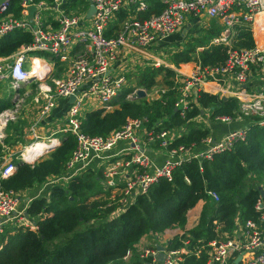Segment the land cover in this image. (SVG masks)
<instances>
[{"label":"built area","instance_id":"2783aa9c","mask_svg":"<svg viewBox=\"0 0 264 264\" xmlns=\"http://www.w3.org/2000/svg\"><path fill=\"white\" fill-rule=\"evenodd\" d=\"M88 1L92 3L93 11L90 17L83 18L78 14L65 13L61 8L65 0H18L17 15L7 11L9 0H0V37L12 29L30 34L29 42L21 43L7 55H0V83L5 82L12 99H16L13 109L16 110L22 97L28 93L19 92V86L27 80L34 83L32 99L38 104L36 121L50 111L59 99L68 100V96L72 95L57 132H68L75 141L59 173L49 175L22 190L0 188V234L4 229L18 227L35 230L36 218L26 212L30 200L39 195L47 196L49 186L66 185L70 178L88 168L100 172L103 190L115 185L116 176L122 179L116 193L119 195V205L114 210L119 211L158 177H169L171 170L182 159L210 157L212 153L230 149L235 139L244 136V125L212 136V122H228L242 115L255 114L259 116L256 123L264 124V82L251 93L245 92L243 86L252 70L264 71V45L254 43L247 48L228 47L225 59L220 64L200 65L198 60L190 61L191 66L186 72H179L172 67L177 82V96L173 104L181 109L194 101V95L207 81L225 83L232 80L243 86L229 94L238 100V109L233 117L217 115L210 119L207 109L192 117L195 122L210 128L202 141L205 144L203 149L197 150V145L182 144L167 148L175 132L166 129L153 132L146 128L144 117L126 118L120 128L103 136L82 133L79 120L84 110L110 109L113 100L126 86L127 66L122 56L127 55V60L134 64H163V59L153 54L157 44L160 45V41L178 30L188 16L204 14L219 18L224 25L220 39L230 37L233 26L240 22L256 26L264 32V0H156L161 4L160 10L144 17H138L136 13L147 6V0ZM29 5L34 6L30 18L27 16ZM123 9L132 13L115 23L116 28L111 30L112 22ZM260 14L261 19L255 20V16ZM220 39L219 36L213 37L211 42ZM153 46H156L155 50ZM33 50L44 51L46 56L30 54L29 51ZM142 55L149 58L142 59ZM52 57L67 63L65 72L57 77L46 75L39 80L34 74L45 68L50 70ZM36 59H40L41 63L34 62ZM137 88L142 87L132 88L124 97L131 96ZM35 139L37 137H31L27 143ZM46 139H51L49 143L52 145L59 143L58 136ZM156 140L157 146L165 150V156L159 164L152 162L143 149L146 142L152 144ZM24 145H19L17 153V149L7 150L1 155L0 178L14 171L15 161L31 163L42 153L36 151L31 156L25 155ZM116 147L117 151L113 152L112 149ZM116 154H120L118 161L112 158ZM259 186L264 191V182ZM206 192L216 198L214 191ZM114 193L108 194L107 198L112 199ZM254 209L258 212L257 221L246 220L243 225L237 223L224 240L207 243L204 249L205 264H264V195L259 193ZM155 252L156 249L151 246H142L137 249V258L143 264H151ZM184 252L196 254L198 250H164L162 264H181ZM127 255H130V249L123 256Z\"/></svg>","mask_w":264,"mask_h":264},{"label":"trees","instance_id":"16d2710c","mask_svg":"<svg viewBox=\"0 0 264 264\" xmlns=\"http://www.w3.org/2000/svg\"><path fill=\"white\" fill-rule=\"evenodd\" d=\"M160 8L158 1L147 0V6L136 14L144 17ZM123 15L124 11L120 10L111 30ZM219 30L212 26L202 28L180 47L170 50L167 60L174 65L196 60L200 65H215L224 61L228 47L254 45L250 26L245 22L233 26L229 45L210 41ZM29 41V32L12 29L0 37V55H7ZM197 45H202L198 53L194 50ZM29 53L46 56L40 50ZM51 62L57 76L64 67L56 57ZM134 73L133 83L143 87L146 94L126 98L129 84L126 85L110 109L96 108L83 113L79 120L82 133L103 136L120 128L126 118L144 117L146 128L153 132L159 129L175 132L167 148L198 145L210 128L195 122L194 115L207 109L209 118L213 119L217 115L233 117L237 112L236 97H223L202 89L185 108L175 107V72L162 64H146ZM158 75L163 78L164 89L151 96L149 92L154 89ZM3 99L0 98V108L11 105ZM242 117L244 136L235 139L230 149L212 153L210 157L182 159L169 177H158L119 211H114L119 205V195L107 198L110 187L103 190L100 172L91 168L70 178L66 185L49 186L47 196L32 198L26 207V212L36 218L35 230L18 227L1 232L0 264H121L126 250L147 233H161L165 250H198L196 254L182 253L181 264H205L204 249L209 241L224 240L237 223L258 220L254 203L259 196V185L264 182V124L256 123L259 116L255 114ZM21 122L17 117L6 122L0 155L10 144L27 142L21 137ZM58 133L59 143L51 145L44 155L41 153L31 163L15 161L14 171L0 178V188L22 190L59 173L75 141L68 132ZM152 144L157 146V140ZM207 190L214 191L216 198Z\"/></svg>","mask_w":264,"mask_h":264},{"label":"crops","instance_id":"0c3cea01","mask_svg":"<svg viewBox=\"0 0 264 264\" xmlns=\"http://www.w3.org/2000/svg\"><path fill=\"white\" fill-rule=\"evenodd\" d=\"M9 1L10 2H9V6H8L7 11L9 13L17 15L19 13L18 0H9ZM75 2H76V6L74 5ZM89 4H90V2L88 0H65V2L61 5V8H63L65 13H74V14L81 15L83 18H88V17H90V14L92 13L91 12L89 14V16H86V13H87L88 8H89ZM15 9H16V11H15ZM123 11H124V15H123L124 17H127L128 15H130L132 13L130 10L125 11L123 9ZM202 15H204V14H200V15H197L195 17L188 16L185 19L184 23L180 26V28H178V30L169 34L164 40L160 41V45L164 42L171 44V42L180 41L181 39H182V43H183L186 39H188V36L190 35L191 32L200 31L202 28H204V27L206 28V26H212L214 29H221V30H219L220 32L223 31L224 26H223L222 21L219 18L208 17L206 15L202 16ZM203 17H206L207 18V19L205 18L206 20L217 19V20H219L218 21L219 23H216V22L210 20V23L208 21L206 24H202V22H200V20H202ZM196 19H198V23L194 22ZM260 19H261V14L255 16V20L258 21ZM52 23H55V22L52 21ZM192 28L195 31H191ZM189 30L191 32H188ZM263 36L264 35H261V38L259 37V39H262ZM259 45H264V41H261V43ZM157 46H159V43L157 44ZM155 49H156V46L154 47V50ZM152 52H153V50H152ZM143 55L141 56L142 59H148L149 58V57L143 56ZM39 57H43V56H39ZM122 59H124L123 63L127 66V74H126L127 84L126 85L129 84V90L128 91H130L134 87H140V86H137L133 83V81L136 79V73H134V72L136 71L135 70L136 68L137 69L141 68L146 64L143 62L136 63V64H134L133 62H129L127 60V55H123ZM59 62L64 67L61 71H59V74L61 76V75H63V73L66 70L67 63H65L63 61H59ZM163 62L165 63V65L169 66L171 69L174 68V69L178 70L179 72L189 71V68L191 66L190 61L189 62H180L177 65H174L172 63H167L164 60H163ZM132 69H134L135 71L133 73H128V72H130L129 70H132ZM46 75H48V77H57V76H54V74H53L52 65H51V69L48 70V72H46L45 76ZM133 76H134V79L132 80ZM263 82H264V71L257 72L255 70H252L250 72V75H248V77H247V79L243 85L245 88V92L251 93L255 89H259L260 84H263ZM2 83H5V82H1L0 84H2ZM2 85H0L1 86L0 87V98H4L3 99L4 101L9 100L11 102V105L10 106L9 105L2 106L0 108V137H4L6 134L4 131L5 126H2L1 122L4 121L3 125H6L7 121L14 120L16 117L22 120V122L20 124V125H22V136L21 137H24V138L27 137V139L25 138L27 142L29 141V139H31V137H44L45 135H46V137H53V136H57L59 134L57 132V129H58L57 127L60 123H63V113L65 111V106L68 103L67 99H63V98L59 99L57 101L56 105L50 111H48L41 118H39L38 121H36L35 119L38 118L37 117V105L38 104L36 102H34L32 99V96L34 93V83L27 80V81H24L19 86L20 87V89H19L20 93H22V92H28V93L22 97V100L18 103L19 105L16 108V110L13 109L14 103H16V99H12V97H11L12 95L10 93V90L6 86L7 84L5 83V85H3V86ZM162 86H164V84H162ZM243 86H239L235 81H232V80H229L228 82H225V83L224 82L216 83V82H212V81H207L201 86V88L204 91H207L210 93H217L219 96L225 97V96H228L229 94L231 95V93L236 91L237 88H240ZM142 89H143V87H142ZM163 89H164V87L159 89V91H162ZM143 90L145 91V89H143ZM153 91H155V90H152L151 92H153ZM263 91H264V88H263ZM151 92H149V94ZM145 94H146V92H145ZM156 95L157 94H155L154 96H156ZM84 111H87V110H84ZM241 125H243V117H241V116L236 117V119H233L232 121H228V122H223V121L222 122H219V121L216 122L215 121V122H212V124H211V134H212V136H214V135L217 136V135L222 134L223 132H225L231 128L239 127ZM211 138L217 139L218 137H211ZM19 145H22V144H18L17 148L19 147ZM119 145H118V147H120ZM118 147L112 149L113 152H116ZM143 147H144L143 149H144L146 155L151 159L152 162L157 163V164L161 163L163 157L165 156L164 148H161L158 146H153V144H149L147 142L143 145ZM204 147H205V144L200 143L196 146V149L201 150ZM9 152H11V151H9ZM119 157H120V154H116V155L112 156V158H115L114 161H118ZM115 181H116L115 185L109 186L110 187L109 194L111 192H115L114 194H116L117 189L122 184V179L117 177V176L115 177ZM164 244H165V238L163 237V235L161 233L144 234L130 248V255H127L126 257L123 256L121 258L122 261L120 263L121 264H131L132 262H135V261L141 262L137 258V249H140L142 246L144 247V246L150 245L151 247L156 249V252L154 255V260L152 261L151 264H162V256H163L165 249H161L159 247L164 248Z\"/></svg>","mask_w":264,"mask_h":264},{"label":"rangeland","instance_id":"374dc122","mask_svg":"<svg viewBox=\"0 0 264 264\" xmlns=\"http://www.w3.org/2000/svg\"><path fill=\"white\" fill-rule=\"evenodd\" d=\"M74 5L76 6V2L74 3ZM202 16H204V15H202ZM206 17H203L202 18V20H200V22H202V24H206L208 21H209V23H210V20L211 21H214V22H216V23H219L218 21L219 20H217V19H210V20H206L205 19ZM195 23H198V19H196L195 21H194ZM256 27V26H255ZM254 26H250V32H251V34H252V36H253V40H254V43H256V44H260L261 43V41H264V36H263V38L262 39H259V37L261 38V35H264V32L262 31V30H258V28L256 27L255 28ZM191 30V29H190ZM188 31V32H191V31H195L193 28H192V30L191 31ZM200 31H195V32H191L190 33V35L188 36V38L189 37H191V36H194V35H196L197 33H199ZM187 33V32H186ZM221 35V32L219 31V33L216 35V36H214V37H218L219 36V39H220V37H222V36H220ZM255 37V38H254ZM213 38V37H212ZM212 38H210V41L212 40ZM230 38L231 37H225L224 39H220L219 41H217V42H212V43H219V42H222V43H224V44H227V45H229L230 44ZM182 45V39L180 40V41H175V42H171V44H168L167 42H164V43H162L161 45H159L158 47H157V50L156 51H154L153 52V54L154 55H156V54H158L164 61H166L167 63H171V62H169L167 59H168V57H170V53H172V52H170V50L171 51H173V49L174 48H176V47H180ZM202 45H197L196 47L197 48H195L194 50H195V52H199L201 49H202V47H201ZM166 49V50H165ZM194 53V52H193ZM163 66H165V67H169V66H167V65H165V64H162ZM191 65V64H190ZM170 68V67H169ZM135 70H137V68L135 69ZM134 69H132V70H129L130 72H128V73H133L134 71H135ZM57 76H60V74H58ZM134 79V76H133V78H132V80ZM162 81H163V78H162V76L161 75H158V77L156 78V83H155V87H154V89L153 90H155V91H153V92H151L150 94L152 95V96H154L155 94H156V91L158 92L159 91V89H161V88H163V86H162ZM3 85H5V83H2ZM2 84H0V85H2ZM2 85V86H3ZM7 86V85H6ZM115 100V99H114ZM84 103H85V101H84ZM3 123H4V121H2L1 122V124H2V126H6V125H3ZM22 128V127H21ZM2 138L3 137H0V141H2ZM26 139H27V137H25ZM46 139L47 137H46V135L44 136V137H37V140H40V139ZM36 139L35 140H33V141H31L30 143H27V144H31L32 142H34V141H37ZM10 141H12L11 139H10ZM18 144L19 143H15V144H10V145H8L7 147H6V149H4L3 150V152H2V154L5 152V151H7V150H16L17 149V146H18ZM27 144H25V145H27ZM24 145V146H25ZM46 150L48 149V148H45ZM46 150H43V151H41L42 152V155H44L45 154V152H46ZM17 151H18V149L15 151V153H17ZM1 154V155H2ZM1 155H0V157H1ZM100 182L101 183H103V179L101 178L100 179ZM150 246V245H149Z\"/></svg>","mask_w":264,"mask_h":264},{"label":"water","instance_id":"95a60500","mask_svg":"<svg viewBox=\"0 0 264 264\" xmlns=\"http://www.w3.org/2000/svg\"><path fill=\"white\" fill-rule=\"evenodd\" d=\"M34 9V6L33 5H29L28 8H27V16L30 18L31 17V14H32V11ZM93 11V5L92 3L89 4V8H88V11L86 13V16H89V14ZM48 68H45L42 72H38V73H35V77H37L39 80H42L46 74V72H48ZM145 95V91L142 89V88H137L135 90L134 93L131 94V96H129L130 98H133V97H140V96H144ZM73 98L72 95H69L68 96V100L71 101ZM45 144H47V147L45 148H49L52 144L49 143V142H46ZM259 193L260 195H264V191L263 189L260 188L259 186ZM158 248V247H157ZM161 249H163L162 247H159Z\"/></svg>","mask_w":264,"mask_h":264},{"label":"bare ground","instance_id":"6f19581e","mask_svg":"<svg viewBox=\"0 0 264 264\" xmlns=\"http://www.w3.org/2000/svg\"><path fill=\"white\" fill-rule=\"evenodd\" d=\"M34 62H37L38 64H40L41 60L40 59H36V60H34ZM50 141H51V139H45V140L44 139H40V140L32 142L31 144H27V145L24 146V154L28 155V156H31V153H34L36 151L37 152L43 151V149L45 147H47V144H45V143L46 142H50Z\"/></svg>","mask_w":264,"mask_h":264}]
</instances>
